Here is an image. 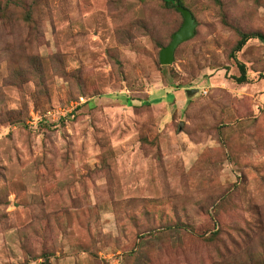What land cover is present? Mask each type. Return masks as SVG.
<instances>
[{"label": "rangeland", "instance_id": "obj_1", "mask_svg": "<svg viewBox=\"0 0 264 264\" xmlns=\"http://www.w3.org/2000/svg\"><path fill=\"white\" fill-rule=\"evenodd\" d=\"M179 1L0 0V264H264V0Z\"/></svg>", "mask_w": 264, "mask_h": 264}, {"label": "water", "instance_id": "obj_2", "mask_svg": "<svg viewBox=\"0 0 264 264\" xmlns=\"http://www.w3.org/2000/svg\"><path fill=\"white\" fill-rule=\"evenodd\" d=\"M169 5L172 6L170 2ZM177 10L183 16V24L181 28L173 35L171 42L168 46L164 47L160 52V63L163 66H170L174 63L175 53L177 48L192 39L196 31V21L192 13L179 5H177ZM198 92L197 90L187 91L188 95Z\"/></svg>", "mask_w": 264, "mask_h": 264}, {"label": "trees", "instance_id": "obj_3", "mask_svg": "<svg viewBox=\"0 0 264 264\" xmlns=\"http://www.w3.org/2000/svg\"><path fill=\"white\" fill-rule=\"evenodd\" d=\"M160 1H163V3H165L168 8H173L176 11H178L177 8H176L177 5L183 7L182 2H180L179 0H160ZM170 2L172 3V6L169 5ZM9 5H10V3H8L4 8L5 9H9ZM183 8H185V7H183ZM180 15L182 16L181 13H180ZM27 16H29V15L27 14ZM253 38H260L262 41H264V38L262 36H260V35H253V34L251 35V34H243V33H241L240 40L238 41L235 49L232 52V57L236 58V53L240 52L244 48V46L247 44V42L249 40L253 39ZM238 68H239V71H240V76L235 78V81L238 84H243V83L247 82V80H248V78H247V69H246L244 64H240V63H238Z\"/></svg>", "mask_w": 264, "mask_h": 264}]
</instances>
